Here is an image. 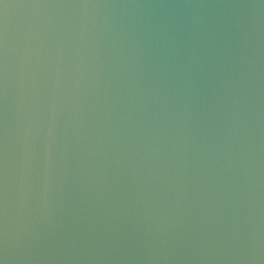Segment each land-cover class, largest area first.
I'll use <instances>...</instances> for the list:
<instances>
[{
  "label": "water",
  "instance_id": "1",
  "mask_svg": "<svg viewBox=\"0 0 264 264\" xmlns=\"http://www.w3.org/2000/svg\"><path fill=\"white\" fill-rule=\"evenodd\" d=\"M0 264H264V0H0Z\"/></svg>",
  "mask_w": 264,
  "mask_h": 264
}]
</instances>
